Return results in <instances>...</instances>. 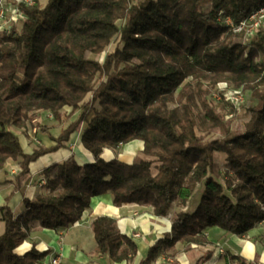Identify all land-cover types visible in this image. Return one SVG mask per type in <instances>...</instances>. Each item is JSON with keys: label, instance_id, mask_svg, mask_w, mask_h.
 <instances>
[{"label": "trees", "instance_id": "16d2710c", "mask_svg": "<svg viewBox=\"0 0 264 264\" xmlns=\"http://www.w3.org/2000/svg\"><path fill=\"white\" fill-rule=\"evenodd\" d=\"M263 5L264 0H35L22 6L24 19L0 36V169L9 159L20 167L11 193L30 183V161L66 146L75 131H82L81 143L94 161L79 164L71 155L54 162L35 175L39 180L33 183L43 182L32 198L22 192L20 211L0 206V264H43L49 250L32 244L19 254L18 247L38 227L72 226L91 198L104 193L116 206L137 203L164 216L200 189L196 206L176 212L170 231L139 264H154L161 254L176 256L178 242L205 243L208 227L242 234L264 221V26L246 40L244 31L233 32L223 22L229 17L237 23ZM116 38L120 45L102 61L88 56ZM219 81L250 93L241 126L231 128L223 119L225 104L211 106L204 98ZM65 106L79 112L58 136L50 135L56 144L25 153L12 128L24 127L34 111L59 120ZM214 130L221 137L204 141L201 133ZM135 139L143 142L138 160L101 157L105 148ZM215 152L226 156L224 172ZM91 229L95 251L110 262L136 256V243L120 233L115 218L97 216ZM226 258L224 264H254L236 254Z\"/></svg>", "mask_w": 264, "mask_h": 264}, {"label": "crops", "instance_id": "0c3cea01", "mask_svg": "<svg viewBox=\"0 0 264 264\" xmlns=\"http://www.w3.org/2000/svg\"><path fill=\"white\" fill-rule=\"evenodd\" d=\"M54 130L55 129L50 128L49 133L51 136L57 135L51 133ZM81 132L82 131L71 133L66 146L44 153L37 159L30 161L28 164L30 175L34 176L44 167L54 162L65 160L71 155L75 157L79 164L93 162L94 158L92 154L87 151L81 143ZM50 135L38 132L37 138L40 141L39 144L44 147L54 146L56 143L49 138ZM17 136L23 147V151L27 154H31L34 149L33 142L23 133L17 134ZM142 149L143 142L141 140H134L129 143L126 148L122 149L121 147L118 152L108 148L104 149L101 157L105 160L117 158L123 162L132 163L142 157ZM10 161L11 160L7 161L6 166L8 167L5 169L6 171L10 170L11 173L16 174L18 170L12 167L17 166L9 163ZM2 170L3 169H0V206L7 203L14 212H18L22 207L23 194L31 198L35 193L37 185L32 182L28 183L22 191L23 194L20 191H15L6 201L5 197L10 194L14 182L10 179L5 180L8 176L4 175L5 170ZM101 215L115 218L120 233L130 236V238L133 231L138 230L141 232L140 236L131 238L138 248V254L132 263H127L126 261L113 263L103 255L96 254V244L91 229V222L95 217ZM173 217V209H171L167 215L156 216L151 209L134 203L116 206L113 204L112 195L110 193H104L91 198L89 207L83 212L81 218L72 226L60 230L38 227L34 229L23 244L18 247V251L24 252L28 250L32 244H35L40 250H49L43 264H49L50 259L53 257H58L60 264H139L147 248L152 246L155 241L163 237L165 232L170 230ZM2 230L3 224L0 222V233ZM188 258L189 256L185 255L181 261H185V263L188 264Z\"/></svg>", "mask_w": 264, "mask_h": 264}, {"label": "rangeland", "instance_id": "374dc122", "mask_svg": "<svg viewBox=\"0 0 264 264\" xmlns=\"http://www.w3.org/2000/svg\"><path fill=\"white\" fill-rule=\"evenodd\" d=\"M37 1L41 4L45 3V0H37ZM136 1H142V0H136ZM34 3H35V0H0V36L4 32L9 31L12 27L18 26L21 20L24 19L25 15L22 11V6L33 5ZM261 26H264V25H261ZM244 35H245V39L247 40V38L253 35V33L251 35H247L246 31H244ZM116 45H120L119 38L112 40L111 43L108 46H106L104 51L99 52V53H89L88 56L91 58L97 59L98 61L99 60L102 61L105 53L112 51ZM236 88H241V87H236L234 85L229 84L226 81H219L214 86L208 87L207 89L209 91L204 96L207 104L211 106L218 107L220 104H225V107L223 108V111H222L223 119L230 123L231 128H235L238 124L241 126L245 122L246 119L245 117H243L244 110L250 104V93L249 91H246L242 88H241V91H242L243 97L240 103H234V101H232L231 99H227V97L231 95L229 94V92ZM230 105L233 107V111L230 110ZM196 107H197L196 112L198 113H200L203 110L199 100L197 101ZM78 112H79L78 110L73 111L71 107L65 106L61 110V119L57 120L48 111H34L31 114L30 120L26 122L24 127L12 128V130L16 135L17 134L19 135L20 133L25 134L27 137H29V140L33 142L34 144L33 148H36L37 146H41L39 144L40 141L37 138L38 132L47 133L50 135L49 133L50 128H52L55 130L51 133H55L57 135H54V136H58L61 130L65 128L70 121H74L76 119ZM199 130H200V127H199ZM75 132H79V131H75ZM201 134L204 137V141L221 137V133L216 130L210 131V132L205 131V132H202ZM49 138L51 137L49 136ZM132 141L121 145L117 149H111V150L118 152V150L121 147L122 149L126 148L129 145V143H131ZM214 160L215 162L219 164V166L224 172L226 169L225 167L226 156L221 152H215ZM9 163H12L13 165L15 164L17 167H12V168L14 169L16 168L18 172L20 171V167L16 164L15 161L11 160ZM6 164H5L4 169L2 170V171L5 170L4 175L8 176L5 180L10 179L13 182H15V174L11 173L10 170L6 171L5 168L8 167L6 166ZM152 172L156 173L155 165L152 166ZM35 175L31 176L30 182L33 183L34 180H39V179H35L36 178ZM42 182L43 181L40 180L38 181V183H33L37 185L35 189V193L39 191V185L42 184ZM13 186L11 188V192L13 190ZM11 192L9 195H7L9 196V198L11 197V194H12ZM199 193H200V189H198L195 192V196L193 197V199L181 208L176 203H174V206L172 207L174 216L176 212L179 210H187V209L192 210L196 206V202L198 201V198H199ZM5 200H6V197H5ZM134 204L139 205L137 203H134ZM140 206H143V205H140ZM144 207L152 210L150 206H144ZM166 233L167 232H165L164 235ZM140 235H141V232L138 230H135L133 231V234H131V238L135 236L138 237ZM205 236H206L205 243L197 244V243L178 242L176 244V248L179 250V252L177 253L176 256H170L169 253L167 255L161 254L155 260L154 264H186L185 261L183 262L181 261V259L184 258L185 255L189 256L188 264H224L227 259L226 258L227 255L231 256L232 254L241 256L242 258L248 261H251L254 264H264V221H260L256 223L253 227H251L250 229H248L246 232L242 234H235L228 230L222 229L218 226H211L205 229ZM149 247L147 248V250L149 249ZM17 252L19 254H22V252L20 250L18 251V249H17ZM96 254L98 253L96 252ZM137 254H138V248H137L136 255ZM132 261L127 262V263H132Z\"/></svg>", "mask_w": 264, "mask_h": 264}, {"label": "built area", "instance_id": "2783aa9c", "mask_svg": "<svg viewBox=\"0 0 264 264\" xmlns=\"http://www.w3.org/2000/svg\"><path fill=\"white\" fill-rule=\"evenodd\" d=\"M2 11V10H1ZM15 11V10H14ZM260 11H264V8L261 9ZM256 16V15H254ZM261 23V20H258V24ZM233 32H240L241 31V26H248V33L247 35H251L252 33H254L256 31V29L258 28V25H246V19H242L237 23H234L229 17L226 23ZM229 97H227V99H231L232 101H234V103H240V98H239V91L236 92H229ZM53 259L55 264H60V260L58 257H53L51 258Z\"/></svg>", "mask_w": 264, "mask_h": 264}, {"label": "bare ground", "instance_id": "6f19581e", "mask_svg": "<svg viewBox=\"0 0 264 264\" xmlns=\"http://www.w3.org/2000/svg\"><path fill=\"white\" fill-rule=\"evenodd\" d=\"M263 8H264V5L253 10L245 18H243V19H246V25H258V27H260L261 25H264V11H260ZM254 15H256V16H254ZM227 20H228V17H225L223 19V22L227 23ZM258 20H261V23L258 24ZM242 30H244V31H246V33H248V26H241V31ZM236 91H239V98H240V102H241L242 97H243L241 88L233 89L230 92H236ZM49 264H55L53 259H50Z\"/></svg>", "mask_w": 264, "mask_h": 264}]
</instances>
